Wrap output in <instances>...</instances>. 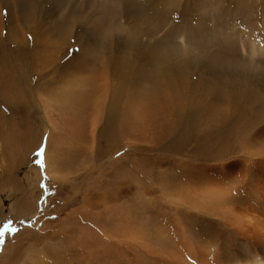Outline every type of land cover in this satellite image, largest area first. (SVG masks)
<instances>
[{"label":"bare ground","instance_id":"1","mask_svg":"<svg viewBox=\"0 0 264 264\" xmlns=\"http://www.w3.org/2000/svg\"><path fill=\"white\" fill-rule=\"evenodd\" d=\"M151 1L152 10L147 17L141 16V6L139 9L142 12L122 3L125 16L129 13L139 19L137 23L145 25L135 33L125 31L126 45L119 35L109 37L104 34L107 39L102 42L92 33L78 28L79 25L75 27L67 22L62 24L54 42L43 40L44 43L37 47L39 35L30 29L31 25L19 31L10 29L3 37V21H0V97L12 96L13 100L8 99L7 102L16 100V103L28 107L29 111L30 106L37 102V107L44 113L45 122L51 126L52 134L69 137L71 133H78L82 123L78 118L80 108L75 111L74 102L61 97L60 100L69 109L66 112L71 113L65 114L61 106L58 107L47 96L38 93L35 99L31 98L30 91L36 89L25 76V73L36 72L39 78L44 77V82L57 85L61 80L60 73L64 71L65 76L73 78V81L70 78L69 81L74 85L88 81L86 85L89 89L83 94L84 99L96 92L97 97L92 102L93 111L87 123L91 138L95 140L104 127L114 130L117 121L121 133L124 128L130 129V133L138 129L146 133L142 140L145 139L143 146L147 145L145 152L148 156L145 164H138L139 171L146 173L143 177L147 178L146 186L137 174L134 185L129 189L133 191V196L124 199L125 188L118 190L121 196L103 195L101 202L104 204L99 207L104 206L102 210L97 208L96 201L93 203L88 194L89 199L85 198L84 205L78 209L103 226L100 224L93 231L88 227L87 231L79 230L80 233L68 237L69 232H64L65 228L57 225V237L61 238L54 246L56 260L59 259L56 263L71 264L74 260L67 257V253H70L82 264H264V72L242 71L248 73L247 80L251 81L254 90L239 89V85L231 82L213 83V112L207 107L201 108L202 104L196 101L195 95L184 96L181 92L186 85L185 67L182 64L178 66L181 59L173 54L180 49L161 51V44H156L155 48L151 42L158 38L169 22L170 13L179 11L182 0ZM113 11H107V23L118 20L116 14L119 9L114 8ZM259 13H264L263 4ZM181 15L184 17L183 12ZM41 19L45 18H40L38 26ZM106 24L98 25L104 28ZM184 29L189 30V27ZM166 34L165 38L171 40L172 30L166 29ZM28 35L35 37L32 42L27 41ZM145 37L149 39L146 41ZM94 42L103 44L99 53L87 65H75V69H69L75 61L73 57L68 58L70 48L78 46L76 57L83 56L88 60L86 49ZM10 43L14 45L12 51L8 49ZM45 49L47 53H44ZM36 57L37 60L34 59ZM228 64L226 69L238 70L232 62ZM177 66L184 73H172L171 69ZM214 67L221 70L217 64ZM114 76L127 82L128 88L114 83ZM138 79L145 81L146 89H140L139 93L141 99H146L139 110L143 113V122L148 124L141 122L142 126L138 128L134 123L131 128L125 122L128 116L129 119L133 116V83ZM75 88L76 92H73L79 96L82 87ZM258 89L262 90L261 94L257 93ZM154 90L162 93H154ZM75 96H68V99L75 100L78 98ZM152 98L159 102L157 105L161 110L154 120L149 110ZM137 137V133H134V138L130 137L127 142L121 140L116 148L122 147L137 154L140 144ZM46 153V156L50 155L48 149ZM139 156H135L134 164L139 163ZM77 211H71L69 216ZM44 257V254L38 257V262L43 264Z\"/></svg>","mask_w":264,"mask_h":264},{"label":"rangeland","instance_id":"2","mask_svg":"<svg viewBox=\"0 0 264 264\" xmlns=\"http://www.w3.org/2000/svg\"><path fill=\"white\" fill-rule=\"evenodd\" d=\"M158 1L154 4L155 8ZM122 3H127L131 9L138 11L141 6L143 9L141 16L144 17L151 13L153 4L151 0H0V21H3L1 25L4 26H2L4 29L2 36L6 37L10 29L19 31L25 26L29 28L31 25L30 29L34 30L37 36L39 35L37 37L39 40L37 47H39L40 43L43 44L45 40L47 43L54 42L56 37L58 38L57 32L60 33L62 29V24L69 22L68 25L72 24L75 27L79 25L78 28H82L88 34L92 33L102 42L107 39L104 38V34L109 37L119 35L126 45L125 31L135 33L141 31V28H145V25L137 23L139 19L129 13L125 16ZM261 4L264 8V1L261 0L251 2L244 0H182L179 11H174V14L170 13L169 22L166 23L158 38L151 40L152 46L155 48H157L156 44H161V51L180 49L173 54L181 59L178 66L182 64L185 67L184 80H186L185 84L188 88L185 85L181 92L184 96L195 95L196 101L202 104L201 108L207 107L213 112V83L231 82L239 85L237 87L239 89L254 90L251 81L247 80L248 73L242 71L248 69L264 72V13H259ZM255 5L259 7H255ZM248 7L250 9H247ZM23 8L25 9L23 10ZM114 8L119 9L116 14L118 20L115 23H107L109 19L107 11L112 13ZM41 17L45 19H41V24L38 26L37 23ZM100 23L101 26L107 24L104 28H100L98 25ZM184 27H189V30ZM168 28L172 30L171 40L165 38ZM196 32H199V37ZM31 36L28 35V42L34 40L35 37ZM148 39L145 37L146 41ZM72 40L74 39L72 38ZM167 44L169 45L167 46ZM102 47L103 44L91 43L86 49L88 60L83 56L76 57L78 46L70 48L68 58L73 57L75 61L72 62L69 69L71 67L75 69V65H87ZM8 49L12 51L14 45L10 43ZM182 49H184L183 53ZM47 52L48 50L45 49L44 53ZM90 56L91 58H89ZM34 59L37 60V57ZM227 59H232V61ZM229 62L237 67V72L230 71L229 68L226 69ZM214 64L219 65L221 70L215 69ZM178 66L176 69H171L172 73L183 72L178 69ZM60 75L59 79L61 80L57 82L58 84L50 85L48 81L44 82V77L39 78L36 72L34 74L25 73L28 82L36 89L30 91L31 98L35 99L38 93L47 96L58 107L61 106L60 108L65 114L71 113L66 112L69 109L60 100L61 97H66L67 101L74 102L73 109L75 111L80 108L78 117L82 120L78 127L80 131L74 132L73 135L71 133L69 137L64 134H52L51 126L49 127L45 122L44 113L40 107H37V102L30 106L29 111L28 107L16 103V100L7 102L8 99L13 100L12 96L0 97V264H41L38 262V257L42 254L45 255L43 264H47V262L48 264H58L56 261L59 259L56 260L54 246L58 244L57 240L61 237H57L59 232L56 228L57 225H62L65 228L64 232H69L68 237L87 231L88 227V230L93 231L100 224L103 226L102 223L96 222V219L94 220L84 211L78 209L84 205L85 198L91 197L92 202L96 201L97 208H99L104 204L101 202L103 195L121 196L118 190L125 188L124 199H128L133 196L131 195L133 191L129 189L134 185L137 174L140 175L142 184L146 186L147 178H143L146 173L143 170L139 171L138 165L145 164L148 156L145 152L147 145L143 146L145 139L142 140L146 133L144 134L140 129L130 133V129L124 127V131L121 133L117 121V126L113 127L114 130H107L105 127L103 128L102 124L101 128L103 129L100 128L95 140L91 138L87 123L90 121L89 117L93 111L92 102L97 97L96 92L84 99L83 94L89 89H87L88 84L86 85L88 81H84V84H77V86L73 84L72 77L64 75V71ZM114 77V83L118 86L120 84L122 88H128L127 82ZM62 78L68 82L65 83ZM69 78L72 81H69ZM80 86L82 90L79 89L78 96L75 93V87ZM133 86L135 88L133 93L135 96L132 101L134 108L131 110L133 116H130V119L128 116L125 123L131 128L135 123V126L140 128L142 123L148 124L143 122V113H140L139 110L140 104L146 99H141L139 93L140 89H146L145 81L138 79L133 83ZM64 87L66 92H64ZM257 91L261 94L262 90L258 89ZM155 92L162 93L159 90H154ZM71 95H76L75 97L78 98L70 99V101L68 98H72ZM75 102L78 104L76 105ZM149 103L151 118L155 119L161 111L157 105L159 102L152 98ZM32 106L35 107L32 109ZM134 133H137L136 139L140 143L137 147V154L134 151H125L122 147L121 149L116 148L121 140L125 139L124 141L127 142L130 137L134 138ZM47 149L49 156H46ZM106 150L108 151L106 152ZM139 154V163L134 164V158ZM75 155H77V159L74 158ZM46 157L48 158L46 159ZM140 169L142 168L140 167ZM103 207L99 210H102ZM73 210H78V213L69 216ZM77 228L78 230H76ZM79 230L81 231L79 232ZM67 257L74 260L71 264H82L70 253H67Z\"/></svg>","mask_w":264,"mask_h":264}]
</instances>
